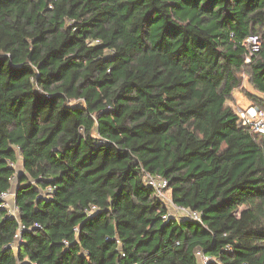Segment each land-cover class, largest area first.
Instances as JSON below:
<instances>
[{"label": "trees", "instance_id": "trees-1", "mask_svg": "<svg viewBox=\"0 0 264 264\" xmlns=\"http://www.w3.org/2000/svg\"><path fill=\"white\" fill-rule=\"evenodd\" d=\"M243 74L264 95V0H0V264H264V132L226 104Z\"/></svg>", "mask_w": 264, "mask_h": 264}, {"label": "built area", "instance_id": "built-area-1", "mask_svg": "<svg viewBox=\"0 0 264 264\" xmlns=\"http://www.w3.org/2000/svg\"><path fill=\"white\" fill-rule=\"evenodd\" d=\"M245 44L248 48V54L246 55L244 62L247 64L250 62L252 55L258 51L261 40L257 36H248L245 40ZM239 118V122L241 125L248 127L250 130L256 132H264V109L259 107L258 105H250L245 109H238L236 112ZM142 179L144 184L151 187L154 197L162 201L160 198L165 197L164 192L168 189V181L166 178L159 174H150L148 172H144L142 175ZM48 192H51V189H47ZM1 204L0 206L7 211V214L16 218L18 217V207L14 202L13 193L9 191L2 192L0 194ZM163 202V201H162ZM164 204V203H163ZM167 209V213L165 216H173V217H188L192 219L199 220V213L196 211H192L187 209L186 207L174 203L172 200H169V205L164 204ZM95 209L91 207V210ZM175 212L177 215H172L169 211ZM164 216V217H165ZM24 225L19 223L18 228L14 234L15 239H19V235L22 229H24ZM195 255L198 258L199 264H205L210 258L205 256L201 250H196Z\"/></svg>", "mask_w": 264, "mask_h": 264}, {"label": "rangeland", "instance_id": "rangeland-1", "mask_svg": "<svg viewBox=\"0 0 264 264\" xmlns=\"http://www.w3.org/2000/svg\"><path fill=\"white\" fill-rule=\"evenodd\" d=\"M261 96L264 98V95H261L260 93H258L257 91H255L252 87V85L249 82V78L247 75L243 74L242 77V83L240 85V87H238L237 89L233 90V94H231V96L228 98V100L226 101V104L229 105L235 112H238V109H245L248 108L250 105H255V101L252 100L253 96ZM237 114V113H236ZM258 132V131H256ZM18 154V153H17ZM18 156V155H17ZM13 167L15 168L16 172L21 171V161L20 158L18 156L16 163L13 165ZM16 180L13 179V185L15 184ZM165 197L160 198L164 204L169 205V200H171L170 197V190L166 189V191L164 192ZM168 211L172 214V215H177L175 212L171 211L168 209ZM16 244H14V249H16Z\"/></svg>", "mask_w": 264, "mask_h": 264}, {"label": "crops", "instance_id": "crops-1", "mask_svg": "<svg viewBox=\"0 0 264 264\" xmlns=\"http://www.w3.org/2000/svg\"><path fill=\"white\" fill-rule=\"evenodd\" d=\"M232 94H233V91H232ZM18 155V154H17ZM20 158V157H19ZM20 161H21V165H22V160H21V158H20ZM21 169H22V167H21ZM10 191L12 192V193H14V185L12 186V188L10 189Z\"/></svg>", "mask_w": 264, "mask_h": 264}, {"label": "water", "instance_id": "water-1", "mask_svg": "<svg viewBox=\"0 0 264 264\" xmlns=\"http://www.w3.org/2000/svg\"><path fill=\"white\" fill-rule=\"evenodd\" d=\"M14 192H15V190H14ZM13 196H14V193H13ZM14 199V198H13Z\"/></svg>", "mask_w": 264, "mask_h": 264}]
</instances>
